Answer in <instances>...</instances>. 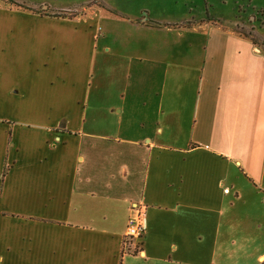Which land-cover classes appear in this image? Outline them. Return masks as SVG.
<instances>
[{"label": "crops", "instance_id": "crops-1", "mask_svg": "<svg viewBox=\"0 0 264 264\" xmlns=\"http://www.w3.org/2000/svg\"><path fill=\"white\" fill-rule=\"evenodd\" d=\"M147 19L0 0V264H264V52Z\"/></svg>", "mask_w": 264, "mask_h": 264}, {"label": "rangeland", "instance_id": "rangeland-1", "mask_svg": "<svg viewBox=\"0 0 264 264\" xmlns=\"http://www.w3.org/2000/svg\"><path fill=\"white\" fill-rule=\"evenodd\" d=\"M6 1L57 17L82 14L93 5H97L109 8L116 13L121 12L123 16H126V13H132L137 20L146 16L148 23L158 25H190L198 22H211L229 27L247 36L264 52V0Z\"/></svg>", "mask_w": 264, "mask_h": 264}, {"label": "built area", "instance_id": "built-area-1", "mask_svg": "<svg viewBox=\"0 0 264 264\" xmlns=\"http://www.w3.org/2000/svg\"><path fill=\"white\" fill-rule=\"evenodd\" d=\"M146 206L135 204L131 206V213L127 219L122 239V253H142L141 239L145 230Z\"/></svg>", "mask_w": 264, "mask_h": 264}, {"label": "trees", "instance_id": "trees-1", "mask_svg": "<svg viewBox=\"0 0 264 264\" xmlns=\"http://www.w3.org/2000/svg\"><path fill=\"white\" fill-rule=\"evenodd\" d=\"M254 44H256V43L254 42Z\"/></svg>", "mask_w": 264, "mask_h": 264}]
</instances>
